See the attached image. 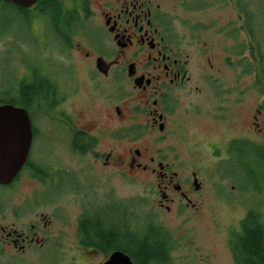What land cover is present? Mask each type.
<instances>
[{
  "label": "flooded vegetation",
  "instance_id": "obj_1",
  "mask_svg": "<svg viewBox=\"0 0 264 264\" xmlns=\"http://www.w3.org/2000/svg\"><path fill=\"white\" fill-rule=\"evenodd\" d=\"M178 1L189 13L208 4ZM248 4L224 0L234 20L185 27L168 18L164 0H37L29 7L0 0V11L16 13L0 18V106L25 110L32 136L19 172L0 184V258L24 264L97 255L105 264L122 252L133 261L132 242L153 233L169 256V234L158 224L136 226L135 198L121 195L123 184H154L153 205L176 216L197 213L208 184L220 192L218 178L229 196L251 189L254 204L264 203V35ZM11 25L24 33L6 34ZM248 91L255 105L243 126ZM156 143L185 149L175 154L183 169H173ZM21 189L31 197L9 202ZM62 198L69 209L38 212V204ZM246 218L226 227L231 264H248L237 240ZM250 222L264 228L258 212Z\"/></svg>",
  "mask_w": 264,
  "mask_h": 264
},
{
  "label": "rangeland",
  "instance_id": "obj_2",
  "mask_svg": "<svg viewBox=\"0 0 264 264\" xmlns=\"http://www.w3.org/2000/svg\"><path fill=\"white\" fill-rule=\"evenodd\" d=\"M166 6L169 10L168 18L175 19V22L179 26L190 27L193 23L203 27L211 26L217 27L220 24L224 23L227 20L235 19L234 14L231 10L232 7H221L224 4V0H201L200 3H208L207 5L201 7V10L195 13L185 12L178 0H164ZM178 1V2H177ZM204 1V2H203ZM248 1V10L254 12L258 11L259 14L256 15L258 21H261V26L263 28L264 35V1L261 5H256L255 0ZM0 18L6 20L16 16V13L13 10L0 11ZM256 17H252V20H257ZM213 18H217L218 23H214ZM210 20L212 22H210ZM235 25H238L236 23ZM24 28L21 25H11L10 28L6 30V34L10 32L24 33ZM3 42L0 43V46ZM11 44V42H9ZM264 52V50H263ZM216 54H224L223 50H215ZM8 68V67H7ZM7 76L10 75V71H6ZM248 87L249 89H254V77L248 76ZM253 92L248 91L247 100L245 109L243 111V119L241 125L246 126L245 124L248 121L249 113L252 111L255 102L253 101ZM86 101L89 99L86 97ZM188 104V102H185ZM191 130L196 131V127L191 125L189 127ZM208 130L199 131V136H208ZM50 139L57 137L55 133L47 135ZM173 144V143H172ZM157 148H164L167 155V161L175 163L173 169H183L180 168V165L183 163L181 160L176 161L177 153L185 156V149L181 148L180 145H170L166 143H156L151 145ZM182 158V157H181ZM186 159L185 165L189 169H193L195 162L193 160ZM208 164V161H205V165ZM220 183L221 188L220 192L212 188L211 184H208L206 191L203 195V203L199 206V210L195 214L185 213L182 216H176L173 214H167L165 212L159 211L154 205L153 200L157 194V188L154 184L144 185L141 183H135L129 190L126 188V185H121L120 191H123V196H126L129 193H132V196L135 198V213H136V226H144L150 223L160 225L163 231L167 232L171 241V253L169 255L170 264H231V258L228 254V250L225 246V236H226V227L227 225H236L241 219L246 216L256 212L259 213V216L264 222V203L258 207L254 204V193L251 189H248L246 194L244 192L235 193L229 196L228 188H225L224 182L222 179H217ZM241 180V179H240ZM236 181H239L237 179ZM24 190V191H22ZM28 189H21L20 194L18 192L11 191L8 194V201L17 202L22 201V195L24 199L31 197V193L27 191ZM6 190L0 189V201H2L3 196L6 194ZM228 193V194H227ZM228 196V197H227ZM30 201V200H28ZM30 206V204H29ZM66 207L69 209L66 198L55 199L52 204H38V212L46 213L52 215L57 209ZM77 208L75 205L71 208L70 217H74ZM34 212L30 211L29 215L25 218L33 217ZM189 216V218H187ZM1 217V214H0ZM56 224H54L55 226ZM53 226V227H54ZM57 225L55 230L57 229ZM68 245H74V243L67 242ZM75 249H77L75 247ZM17 257H12L11 254L5 255V257L0 258V264H14V262H22V259ZM104 258L97 255H77L76 259L69 256L62 257H43L37 258L35 262L27 258H23L24 264H68L69 262L77 261L78 264H100ZM20 264V263H18Z\"/></svg>",
  "mask_w": 264,
  "mask_h": 264
},
{
  "label": "water",
  "instance_id": "obj_3",
  "mask_svg": "<svg viewBox=\"0 0 264 264\" xmlns=\"http://www.w3.org/2000/svg\"><path fill=\"white\" fill-rule=\"evenodd\" d=\"M29 7L37 0H4ZM30 119L23 109L0 106V184H9L25 162L31 142ZM105 264H141L122 252L114 253Z\"/></svg>",
  "mask_w": 264,
  "mask_h": 264
},
{
  "label": "trees",
  "instance_id": "obj_4",
  "mask_svg": "<svg viewBox=\"0 0 264 264\" xmlns=\"http://www.w3.org/2000/svg\"><path fill=\"white\" fill-rule=\"evenodd\" d=\"M255 215L250 214L241 223L244 231L237 239L243 258L248 264H264V228L258 223L250 222ZM107 234L104 235L107 237ZM143 237V236H141ZM159 236L153 233L144 241L134 240L131 244V252L127 251L133 261L141 264H170V258L164 252L162 244L158 242Z\"/></svg>",
  "mask_w": 264,
  "mask_h": 264
}]
</instances>
